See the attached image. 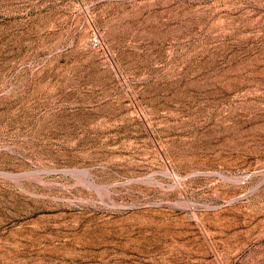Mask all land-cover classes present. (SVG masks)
<instances>
[{"label":"rangeland","instance_id":"374dc122","mask_svg":"<svg viewBox=\"0 0 264 264\" xmlns=\"http://www.w3.org/2000/svg\"><path fill=\"white\" fill-rule=\"evenodd\" d=\"M0 264H264V0H0Z\"/></svg>","mask_w":264,"mask_h":264}]
</instances>
